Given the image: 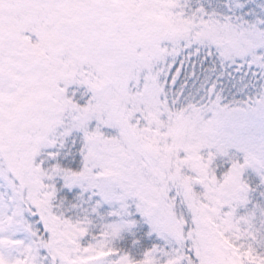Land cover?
<instances>
[{
	"label": "snow or ice",
	"instance_id": "1",
	"mask_svg": "<svg viewBox=\"0 0 264 264\" xmlns=\"http://www.w3.org/2000/svg\"><path fill=\"white\" fill-rule=\"evenodd\" d=\"M0 264H264V0H0Z\"/></svg>",
	"mask_w": 264,
	"mask_h": 264
}]
</instances>
